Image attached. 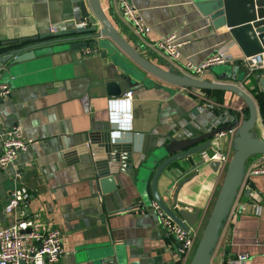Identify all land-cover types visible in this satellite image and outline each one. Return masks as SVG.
<instances>
[{
    "label": "crops",
    "instance_id": "crops-1",
    "mask_svg": "<svg viewBox=\"0 0 264 264\" xmlns=\"http://www.w3.org/2000/svg\"><path fill=\"white\" fill-rule=\"evenodd\" d=\"M119 1L97 0L113 30L147 64L181 77L185 75L182 68L186 61L202 63L218 47L233 41V63L238 61L242 66L238 75L242 73L245 81L220 78L212 69L206 70L200 81L236 84L252 96L246 88L250 72L245 68V59L251 56L244 55L230 28L217 27L203 14L197 5L200 0H130L151 27L146 36L138 35L126 21ZM85 3L89 15L96 19V32L34 40L51 33L52 28L58 32L81 27L80 22L86 20L79 0H0V54L104 39L134 64L136 61L110 36L100 35L104 26L92 0ZM173 32L185 40L176 65L151 46ZM24 39L27 42L21 43ZM13 41L20 44H10ZM87 48L93 51L87 54ZM102 51L95 45L52 53L38 58L43 60L38 70L10 79L11 94L0 102V154L3 137L13 126L20 127L31 142L13 163L0 169V227L25 218H39L59 228L64 248L60 264H109L104 257L113 255L112 247L117 249L114 264H182L176 239L161 227L151 207L152 177L142 183L138 169L173 140L197 137L239 119V127L232 133L212 139V148L218 143L221 152L232 157L240 144V127L250 116L249 104L235 91L182 85L135 63L151 83L127 90L133 91L129 119L126 107L110 108L109 102L124 98L127 91L120 97L108 94L107 84L121 76L117 65ZM228 73L226 70L220 75ZM253 99L257 119L251 136L264 140V121L258 102ZM108 131L112 142L115 136V143L131 144L134 169L131 175L115 174L118 188L104 194L92 178L94 167L89 157L67 151L85 143L92 132ZM261 155H251L245 162L207 264H242L238 257L245 253V264H264V175L248 177L251 165ZM211 163L205 162L200 152L168 166L158 181L162 199L174 207L179 182L198 172L182 186L177 199L201 210L191 226L199 232V238L226 173V167L216 170ZM17 189L28 190L30 200L23 211L8 214L5 207Z\"/></svg>",
    "mask_w": 264,
    "mask_h": 264
},
{
    "label": "water",
    "instance_id": "water-1",
    "mask_svg": "<svg viewBox=\"0 0 264 264\" xmlns=\"http://www.w3.org/2000/svg\"><path fill=\"white\" fill-rule=\"evenodd\" d=\"M82 17L90 24L88 27H79L69 30L58 31L56 33H47L35 37L34 40H43L52 37H63L76 33H93L98 30L96 19L89 15L85 0H79ZM97 17L103 24L104 29L100 35L110 36L115 43H118L125 52H127L142 69L160 75L161 77L174 81L182 85L225 89L235 91L240 94L249 104L250 116L239 130L240 144L232 156L217 195L216 202L211 211L210 217L203 231V234L196 247L194 256L190 264H207L209 252L214 243L215 237L221 225L222 219L226 213L230 200L238 184L246 160L254 154H264V140L254 139L250 130L254 127L257 119V106L253 97L243 88L236 84L222 82H206L200 79H194L187 76H174L164 73L157 68L147 64L137 53L131 49L113 30L107 18L101 11L97 0H92ZM203 14L213 20L217 27L226 25L234 41L241 47L245 56H253L264 53V0H200L197 3ZM21 43L27 40H20ZM19 45L18 41H13ZM98 45L103 49V56H110L111 60L117 65L121 79L107 84L108 94L114 97H120L131 87L139 84L149 85L151 79L146 77L143 71L135 63L132 64L124 59L116 48L101 39L96 42L77 41L70 44H58L54 46H41L30 49H13L0 54V81L10 83V79L18 74H24L30 70H38L43 66V60L40 57L49 56L52 53H58L70 49H80ZM27 63V64H26ZM249 61L245 64L248 70ZM222 67L223 70H217ZM242 66L235 63H227L210 67L220 78H233L237 81L244 82L245 78L241 73L238 75ZM264 69V68H262ZM229 71L230 73L220 75L221 72ZM259 90L264 93V74L256 76ZM239 119L228 125H223L212 131L203 133L197 137L173 140L164 145L163 148L156 151L147 161L139 167V178L142 183L151 177L152 202H156L176 223L189 230L200 215V209L189 204L178 201V193L182 186L193 179L198 172L195 171L187 175L177 185L173 197V206L170 207L164 202L158 191V181L165 169L171 164L196 155L206 149L212 148V139L224 131H229L239 127ZM70 155L87 156L94 167L93 177L95 183L99 186L102 193H108L118 188L115 181V174L124 173L131 175L134 169L133 148L131 144L113 143L110 131L103 134L90 133L88 140L82 145L73 147L67 151ZM79 162V158L77 159ZM221 163L212 161L211 166L218 170ZM151 202V204H152ZM174 237V236H173ZM178 243V242H177ZM179 245V243H178ZM113 255L104 257L109 264H114L117 249L112 247ZM108 253V252H107Z\"/></svg>",
    "mask_w": 264,
    "mask_h": 264
},
{
    "label": "built area",
    "instance_id": "built-area-1",
    "mask_svg": "<svg viewBox=\"0 0 264 264\" xmlns=\"http://www.w3.org/2000/svg\"><path fill=\"white\" fill-rule=\"evenodd\" d=\"M120 11L126 21H129L135 32L140 36H146L151 32V27L146 23L139 11L131 4L130 0L119 1ZM81 27H87L88 22L81 21ZM53 33L57 29L52 28ZM185 43L177 33L173 32L160 37L154 44L156 50L161 52L171 63L176 65V61L181 56L180 49ZM230 43L221 45L216 52L208 56L202 63L196 64L192 61H186L182 68L185 76L200 79L206 70L215 65L233 63L234 56L231 53ZM93 51L87 48L85 52L90 54ZM251 61L249 71H255L264 68V54H256L245 59L246 64ZM131 100L133 99V91ZM11 94V85L8 82L0 81V102ZM0 125V133H1ZM233 129L224 131L216 137H223L227 133H232ZM31 139L24 136L22 130L18 126H13L7 136L3 137V151L0 154V169L7 168L13 163L19 153L26 151L29 147ZM212 150V152L210 151ZM206 149L201 152L205 162L219 161L221 169L227 168L230 157L227 153L220 150V146ZM253 175H264V154L255 161L249 171L248 177ZM30 200V193L26 189H17L13 191L9 197L5 211L8 214L23 211ZM155 211L159 224L170 235H173L178 245V255L182 264H188L192 260L197 242L199 240V232L191 228L186 230L176 223L156 202L151 205ZM64 255L63 233L52 225L41 222L39 218H25L16 221L8 226L0 227V264H60ZM248 254H241L238 257L240 263L245 264Z\"/></svg>",
    "mask_w": 264,
    "mask_h": 264
},
{
    "label": "trees",
    "instance_id": "trees-1",
    "mask_svg": "<svg viewBox=\"0 0 264 264\" xmlns=\"http://www.w3.org/2000/svg\"><path fill=\"white\" fill-rule=\"evenodd\" d=\"M236 63L239 64L238 61H236ZM260 74H264L263 69H258V70L250 72V74L248 75V78H247V79H249V83L246 84V88L249 90V92L252 94V96L257 100L258 105L260 107V112H261V115H262V118L264 121V93L259 90V86H258V82H257V78H256V76L260 75ZM251 85L253 87H251ZM248 115H249V112H248ZM200 238H199V240H200ZM199 240L197 242V245L199 243Z\"/></svg>",
    "mask_w": 264,
    "mask_h": 264
},
{
    "label": "clouds",
    "instance_id": "clouds-1",
    "mask_svg": "<svg viewBox=\"0 0 264 264\" xmlns=\"http://www.w3.org/2000/svg\"><path fill=\"white\" fill-rule=\"evenodd\" d=\"M131 93L127 94V98H120V99H114L109 102L110 108L113 110L116 109H122V108H127L128 114H129V119H131V108H132V100H131ZM113 123H117L116 120L112 121ZM113 142H116V137H113Z\"/></svg>",
    "mask_w": 264,
    "mask_h": 264
},
{
    "label": "rangeland",
    "instance_id": "rangeland-1",
    "mask_svg": "<svg viewBox=\"0 0 264 264\" xmlns=\"http://www.w3.org/2000/svg\"><path fill=\"white\" fill-rule=\"evenodd\" d=\"M217 70H223V68L222 67H217ZM249 70V69H248ZM258 155H260V154H258ZM191 262V261H190ZM190 264V263H189Z\"/></svg>",
    "mask_w": 264,
    "mask_h": 264
}]
</instances>
